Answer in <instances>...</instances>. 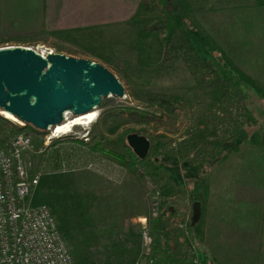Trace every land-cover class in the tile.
<instances>
[{"label":"rangeland","instance_id":"1","mask_svg":"<svg viewBox=\"0 0 264 264\" xmlns=\"http://www.w3.org/2000/svg\"><path fill=\"white\" fill-rule=\"evenodd\" d=\"M132 11L131 30L102 26L89 38L0 44L91 60L107 67L126 89L125 98L103 100L93 124L75 127L67 136L14 123L22 134L33 135L30 172L41 177L30 201L48 206L57 220L55 209H60L61 232L77 264L134 263L146 250L145 232L154 261L167 248L153 217L154 201L160 203V216L166 212L163 226L175 260L191 264L197 256L210 264L194 238L202 222L194 226L190 205L180 201L204 178L196 169H212L217 159L238 152L245 163L264 156V0H133ZM198 59L207 68L194 63ZM169 96L179 99L174 109L154 100ZM6 132L3 136H10ZM133 134L151 141L153 158L141 181L88 151L97 139L105 149L125 153L122 143ZM57 147L80 155L79 168L47 173L42 158ZM85 153L91 158H83ZM247 257L236 260L256 264Z\"/></svg>","mask_w":264,"mask_h":264},{"label":"crops","instance_id":"2","mask_svg":"<svg viewBox=\"0 0 264 264\" xmlns=\"http://www.w3.org/2000/svg\"><path fill=\"white\" fill-rule=\"evenodd\" d=\"M132 3L133 0H0V44L10 40L15 45L16 39L36 43V39L45 41V37L89 38L102 26L131 30ZM226 158L217 159L212 169L195 170L204 175L201 181L209 186L207 205L201 208L203 258L210 264H240L236 257L248 256L247 263L264 264V156H251L246 163L240 152ZM191 189L180 202L182 206L190 205L193 212Z\"/></svg>","mask_w":264,"mask_h":264},{"label":"water","instance_id":"3","mask_svg":"<svg viewBox=\"0 0 264 264\" xmlns=\"http://www.w3.org/2000/svg\"><path fill=\"white\" fill-rule=\"evenodd\" d=\"M122 82L104 65L65 54L43 56L27 47H0V109L36 130L47 132L62 124L67 113L82 116L99 108L105 98H125ZM142 160L151 141L127 137ZM200 203L193 204V224L200 220Z\"/></svg>","mask_w":264,"mask_h":264},{"label":"built area","instance_id":"4","mask_svg":"<svg viewBox=\"0 0 264 264\" xmlns=\"http://www.w3.org/2000/svg\"><path fill=\"white\" fill-rule=\"evenodd\" d=\"M32 144V134L6 138L0 133V264H77L52 210L46 205L31 204L41 177L30 172L28 155ZM159 195L156 191L157 199ZM152 210L157 219L158 201L152 203ZM143 240L146 250L131 264H153L149 232H145ZM191 264L202 262L196 256Z\"/></svg>","mask_w":264,"mask_h":264},{"label":"trees","instance_id":"5","mask_svg":"<svg viewBox=\"0 0 264 264\" xmlns=\"http://www.w3.org/2000/svg\"><path fill=\"white\" fill-rule=\"evenodd\" d=\"M175 1V0H174ZM200 61L202 62L200 64ZM199 61H194L197 65H201L204 68H207L206 63H204L203 59ZM232 79H230L231 81ZM222 84V82H220ZM231 86V82L229 84H226V88H229ZM154 100L157 103H162V102H167L169 106H172L174 109V105L176 102H178V98L175 96H169L167 99L166 98H154ZM156 103V104H157ZM167 108V107H166ZM168 110V108H167ZM136 114V113H133ZM140 118L143 119L146 117V115L140 114ZM31 127V125H29ZM33 130L36 131L34 127H31ZM7 130L10 131V136H4L6 138L12 137L14 135H17L19 133H22V128L15 125L13 122L5 119L0 115V133L2 135L7 134ZM12 133V134H11ZM89 135V134H88ZM94 137L92 136V139ZM90 138L86 142H89ZM95 142V146H92V148H89L88 151H90V154H100L103 158H108L117 164L123 166L136 180L141 181L143 180L147 172L145 171L146 165L152 158L150 159L149 156L142 160L140 159L134 151L129 147L128 142L124 141L123 147L125 149V153H118V152H113L108 149H105L102 145V143L99 142L97 139H93ZM80 143H83V140L80 141ZM158 149L153 148V154H156ZM83 158H91V155H88L85 153ZM80 157V155H76L75 152H70L66 150V147H57L54 149L52 152H50L47 155H44L42 158V161L44 163V170L49 173V172H54V170H61V169H77L79 168L78 163L76 158ZM65 167V168H63ZM208 197H209V186L206 184L204 180L196 182L189 192V198L193 203H200L201 208L204 209L207 205L208 202ZM55 212L58 216V225L60 227H65V223L63 221V218L60 216L59 212L60 209L57 207L55 209ZM166 216V212H163V214L155 219V223L158 224V226L161 227L159 231V236H160V241L165 245L167 248H165L164 251H159L157 255H154V261L153 264H162V263H167V264H179V261L175 260L173 257L172 253L170 251V246H171V240L169 239L167 235V228L163 226V219ZM193 217V216H192ZM57 219V218H56ZM203 219V210H202V216L200 217V220ZM199 220V221H200ZM193 223V222H192ZM197 225L196 223L194 226ZM62 233V232H61ZM64 236V234H62ZM65 238V237H64ZM194 238L196 241H198V244H202L204 240V228L202 227L201 231L197 234H194ZM162 246V245H161Z\"/></svg>","mask_w":264,"mask_h":264},{"label":"bare ground","instance_id":"6","mask_svg":"<svg viewBox=\"0 0 264 264\" xmlns=\"http://www.w3.org/2000/svg\"><path fill=\"white\" fill-rule=\"evenodd\" d=\"M40 54L43 56L46 55V54H42V53H40ZM0 113L5 119H7V120H9L15 124L23 125V122L18 120L15 116H13V115L5 112V111H2ZM69 116H70V113H67L65 116L64 122L51 129V130H53V132L55 133L56 136H65V135L67 136L73 132V129L75 127L93 124L96 121V119L98 118V111L94 110L92 113L82 115V116H77L75 118H70Z\"/></svg>","mask_w":264,"mask_h":264}]
</instances>
